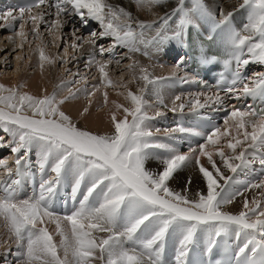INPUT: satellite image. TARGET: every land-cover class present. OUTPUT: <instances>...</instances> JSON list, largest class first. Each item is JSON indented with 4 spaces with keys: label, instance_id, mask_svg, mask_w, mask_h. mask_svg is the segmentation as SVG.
Wrapping results in <instances>:
<instances>
[{
    "label": "snow or ice",
    "instance_id": "snow-or-ice-1",
    "mask_svg": "<svg viewBox=\"0 0 264 264\" xmlns=\"http://www.w3.org/2000/svg\"><path fill=\"white\" fill-rule=\"evenodd\" d=\"M132 3L138 9L150 10L167 4L168 0H132ZM45 4L56 10L55 28L63 26L59 19L62 14H74L83 23L96 21L102 31L90 35L111 37L114 41L107 49L99 46L100 56L106 51L111 54L116 46L129 52H139L141 46L158 49L170 40H179L194 17L209 19L223 34V64L232 73L230 84L221 90L233 94L236 99L241 94L264 97V72L254 73L252 78L240 73L241 66L264 65V0H242L239 7L247 15L241 28L231 23L233 12L220 10V19H217L203 0H175L171 10L155 23L134 19L130 11L113 6L107 0H53L52 3L35 0L32 8L38 9ZM32 8L20 9V19L25 11L31 14ZM174 18L176 29L170 36L169 21ZM9 19H16L11 11L0 14V21ZM30 19L35 24L43 20V14L30 15ZM20 27L22 29L23 24ZM148 31H155V35L146 38ZM19 34L24 35L23 31ZM78 47L73 44L74 49ZM208 59L205 57L206 62ZM40 60L52 63L43 49ZM112 62L101 63L95 56L89 60L90 65L96 63L100 84L104 87L116 86L106 71ZM140 73L143 87L137 92L127 91L125 100L129 106L115 104L116 112H122L123 118L118 119L113 112L112 130L105 134L77 127L61 107L77 98L79 91L89 97L95 95L100 90L95 85L93 92L87 89L73 92L68 85L61 84L52 94L42 97L0 85V129L10 136L9 140L0 136V147H10L15 156V173L6 160L0 159V169L6 174V178L0 180V225L15 238L19 264H164L166 244L172 237L177 242L175 264H202L199 259H188L198 231L207 234V252L211 253L216 238L231 234L237 241L242 237L244 240L242 245H237L233 257L235 264H264V207L255 199L250 207L245 199L244 210L238 214L223 211L225 205L243 193L232 191V185L239 181L234 175L226 176L213 159V155L218 156L223 169L233 174L257 159L264 169V112L233 106L224 119V125L231 121L232 128L225 127L223 131L219 126L207 133L182 126L164 129L166 133L179 132L203 138L198 148H190L189 153L184 154L173 144L154 138V131L158 133L161 129L153 130L149 125L154 117L149 115L152 104L148 95H155L156 103L166 107L160 94L164 78L151 76L146 68H141ZM120 86L127 88V85ZM65 88L69 95L58 99V92ZM102 95L106 106L108 93L105 91ZM180 100L179 95L173 99L170 111L183 112L186 105L176 104ZM209 101L223 103L217 93L214 99L206 97L203 103L197 97L189 106L204 108ZM161 115L163 113L157 109L155 116ZM232 129L236 135L221 144L230 137ZM33 146L39 154L40 182L31 196L19 198L20 181L13 176L21 174L25 156L20 153L27 154ZM225 147L230 155H226ZM192 153H197L195 163L206 187L195 197L171 189L168 183L178 169L193 159ZM200 157L207 158L211 170L201 164ZM151 158L161 160V170L152 172L146 168ZM261 175L264 177V171ZM66 179L71 183L73 207L60 214L53 209V201ZM250 189H264V178L250 182L243 191ZM50 224L55 226L54 234L49 231ZM55 236L60 238L59 243Z\"/></svg>",
    "mask_w": 264,
    "mask_h": 264
},
{
    "label": "bare ground",
    "instance_id": "bare-ground-1",
    "mask_svg": "<svg viewBox=\"0 0 264 264\" xmlns=\"http://www.w3.org/2000/svg\"><path fill=\"white\" fill-rule=\"evenodd\" d=\"M8 1L9 0H0V3L1 4H5ZM107 1L110 2L111 4H113V6H122V7H124L126 10H128V11H130L132 13L134 19H137V20H140V21L148 20L147 17H150L152 20L159 19L166 12H169L171 10L170 6L175 4V0H168L167 4L161 5V6L152 7L148 11V10H145V8L144 9H138L136 7V5L134 3H132V0H107ZM205 1H206L207 5L209 6V8L214 13H219V14H220V10H223L224 13H227V12H229L231 10H235L236 11L237 10V6L240 5V3L242 2V0H224L223 2L221 0H205ZM11 10L12 9H10L8 11H11ZM5 12H7V11H5ZM41 13L43 14V20L42 21H37L35 24H33V22L30 19V15H38V14H41ZM13 15L16 18H17V16H18V18L20 17V13H18V12H16V13L13 12ZM59 19H60L62 25L67 24L66 27L70 28V30H72V32L70 34V35H72V40H71V43H70L71 44L70 45V51H69V48L67 47V44L69 45L68 41L64 40V48H65L64 51H66L67 59L68 60L71 59L72 63L75 62L77 67H80V69H81V66H82V70H84V71H82V72H84V74H82L83 75V79H85V77H86L85 76L86 75V73H85L86 71L91 73L90 78H91V76H94V81L91 82V86H92V84H95V86H97L100 90L96 91L95 95L91 96L92 100L91 99L90 100H91L92 104H97V105L103 106V108H104L103 111H102L103 108H101L100 109L101 111L100 112L98 111L99 113L97 112L96 114L93 113L94 107H92L90 110H88L86 107L84 108V105L82 104V102L80 100H77L81 96H83L84 92H82L81 95H78V93H77V98L69 100L64 105H62L61 106L62 107V111L65 112L66 111L65 109H67V111H69V112H65V114L68 115L71 118V120L77 125V127L81 128L82 130H87V131H90V132L96 133V134L108 133V132H110L112 130L111 129V120L109 118L111 117L113 112H116L115 104L119 103V104H123L124 106H129L128 102L125 100V97L124 96L122 97V95H126L128 90H131L133 92H137L138 88L143 87V81H141L139 79V76L141 75L140 69L143 68L144 64H140L139 66H135L134 64L131 65L130 63L131 62L134 63L136 61V59H133L132 61L131 60H123L120 64H122L124 62V64H123L124 68L121 69V65L119 63L115 62L117 60H113V62L108 65L106 71L108 73L109 78L116 85L115 87H119V88H115L113 90H118V92L119 91H121V92L120 93H117V92L114 93V92H112V90L109 91L107 87L100 88V87H103V85L99 84V81H97V78L100 75L98 70H97V65H96V63H92L91 65L89 64V60L93 56H95L97 54L96 53V48H95V43H93L94 39H92L88 35L83 36L84 37L83 38L82 37L83 34H81V32L79 31V28H76L75 26H73V23L67 22L66 19L64 17H62V16ZM15 20L9 19L7 21H0V24L2 26L1 30H9V32H10L9 24L14 23ZM56 20H57V16H56V11L55 10H53L51 7H42L40 9L36 10V11H32L31 14H29V13L25 14V18H23L22 21H21L23 23V28L22 29H23V31H24V33L26 35V38H29V37L33 36V38H35L36 41L40 43L43 40L42 39L43 37L40 38V35H39V32H38L39 29H44L45 31H47V28L49 27V25L52 26V29L49 30L48 35H50V40L53 42L52 44H54V46L57 47L59 42L58 41H54V38L60 39L59 36L61 35V33L63 31H62V27L61 28L53 27V24H54V22ZM29 21H31V24H33L32 27L37 29V31H34V30L28 31V34H27V29H28L27 28V25H28L27 23ZM52 30H55L53 34H51ZM78 37L82 38V39H77ZM37 42H36V44H37ZM73 44H78L79 47L74 49L73 48ZM23 49L25 50V48H23ZM26 50H28V47L26 48ZM53 50H54V48H53ZM171 50H174L175 53L180 52L179 48L177 46H175V45L171 46ZM49 58H53V63L49 64V68L46 67V65H47L46 61H45V66L43 65V68L41 66H39L40 67L39 71L41 73L37 74L38 76L37 75L35 76V78L37 80L35 86H34V84L32 85L31 82L26 81V82H29L30 84L27 83V85H26L27 87H25V86L22 87V85H24V84H22L21 82L24 79L21 80V78L23 76H25V75L22 76V74H21L22 77H19L18 76L19 74H18L16 76H18L17 78H19L21 80V82L19 83V85L22 84V85H20L21 87H19L18 84L13 83L16 86H13V84H12L11 85L12 87H10V88H16L20 92H26V93H28L30 95H33V96H36V97H40L41 94H42L41 96H44L49 91L48 89L50 87L54 86L57 82H59V84H60L61 81L58 78V76L52 73V70L55 71V69H54L55 65H56L55 61H57L58 58H55L54 54H52V53H51V55L49 54ZM39 59H40V57H39ZM95 60L96 61H100L101 63L104 62V61H107V59L105 60V59L101 58L100 55H97V57L95 56ZM39 62L41 63L42 61H39ZM126 63H129V65H126ZM45 67H46V69H45ZM111 68H114V70L121 69L122 71H125V72L122 73V75L126 74L127 71H128L127 76L124 78V80L126 78L127 79L129 78L130 82L123 83V82L117 81L116 80L117 78H116L115 74L113 72L109 71ZM47 70H48L47 73H48L49 76L47 78H45L46 75L44 76V73L46 74ZM155 73L161 75V74H171L172 72L170 70H157V72H155ZM16 76L14 77V79L16 78ZM35 78H34V80H35ZM50 78H53V79H50ZM48 79H50L51 81L53 80L52 82L54 83V85L52 83H50V80H48ZM18 80L16 79L17 83L19 82ZM13 81H15V80H13ZM42 81L44 82V84L42 83L43 85L41 84ZM46 81H48V82H46ZM26 82H24V83L26 84ZM28 84H29L30 87H28ZM50 85H52V86H50ZM120 85H127V88L121 87ZM31 86H33V87H31ZM47 86H49V88H47ZM4 87H5V85H4ZM5 88H9V87L6 86ZM92 89L94 90L93 86H92ZM105 91L108 93V98H109L108 99V103H107L106 106H105V104L103 102V95H102L103 92H105ZM61 93H62V91L58 92V94H61ZM177 94H178L177 90H175V91L168 90V91L163 92L164 101H166V105H171L173 107L171 96L172 95H177ZM197 97L200 99L201 102L202 101L204 102L205 98L208 97V95L205 94V95L191 96V95H188V94H184L183 96H181V100L177 101L176 104L179 105L180 103L184 102L185 105H188L189 101H194ZM148 100L150 102H152L151 103L152 104V108L149 110V114L150 115H155V111L158 109L156 106H159L156 103V96L150 94V95H148ZM71 109H72V111H71ZM84 109H87V111L85 112ZM170 109H168L169 111L166 112L165 115H164V116H167L169 119H171V118L175 119L181 113V111H179V109L175 113L170 111ZM164 112H165V110H164ZM117 113H118V118H123L122 112H116V115H117ZM29 115H30V113H29ZM75 118L82 119V124L84 126L80 125ZM226 127L232 128V122L229 121V124ZM174 133L176 134V132H174ZM235 135H236V132H235L234 129H232L230 137L231 136H235ZM0 136H5L4 137L5 140H9L10 139V136L8 135V133H6V135L0 134ZM227 139L228 138H225V140H223V142L226 143ZM7 147L8 146L2 147V148L0 147V152H3L0 155V159L6 160L7 164H8V167L13 168V170H15V161L12 160L14 155L11 153V151L10 152H6V151L10 150V149L6 150ZM8 148H10V147H8ZM34 148L36 149V152L38 153L37 148L35 146H34ZM224 151H225L226 155H230L231 154L230 150L227 149L226 147L224 148ZM238 151H239V149H238ZM249 159L251 160V157H249ZM151 160H152V158H151ZM216 162H217V165L219 167H221V169L224 172V174L226 176L227 175L229 176L230 175V174H228L229 171L227 169H223V166H222V164L220 162L219 157H217ZM236 163H239V162L237 161ZM154 164H155V162H154ZM254 164H255V162L251 163L250 165H254ZM206 167H209V169L211 170V166L210 165L207 164ZM0 172H1L0 173L1 174L0 177H1L4 172H3L2 169H0ZM238 173H239V170H237L236 174H238ZM237 179L238 180H242L244 182V178H241L240 176H237ZM234 185L241 192H242V190L245 187V185H242V183H239V182H238V184L234 183ZM242 193L247 194V191H243ZM250 202H251V200H250ZM0 228L2 229V231L5 234V236L3 237L1 235V232H0V253H1L0 254V258H1V261H5L6 262V260H11V262H14L15 264H19L20 258L18 257L17 252L15 253V251H14V252L9 254V252L12 251L14 246L16 245V242H14L15 239L11 238L12 236H10V234L8 233V230L6 228H4L2 225H0ZM1 229H0V231H1ZM53 233H55V232H53ZM173 238H175V237H173ZM6 241H7V243H8V241L9 242L13 241V243H12V245H3L4 242H6Z\"/></svg>",
    "mask_w": 264,
    "mask_h": 264
},
{
    "label": "rangeland",
    "instance_id": "rangeland-1",
    "mask_svg": "<svg viewBox=\"0 0 264 264\" xmlns=\"http://www.w3.org/2000/svg\"><path fill=\"white\" fill-rule=\"evenodd\" d=\"M221 1L223 2L224 0H221ZM145 10L149 11V9H147V8H145ZM147 18H148V20H152L150 17H147ZM21 21H22L21 19L18 20L16 18V20L13 23V28H11V29L9 28L10 32H9V30H1L2 26L0 24V85H2V86L5 85V87L7 86L10 88V87H12L11 85L13 83H16L19 85V83L21 82L22 79H24V80L26 79L25 81L24 80L23 81L24 82L29 81V82H31L32 85L34 84V86H35V84L37 82L35 76L37 74L41 73L39 71L40 70L39 66H41V63H44L43 65L45 66V62H41V63L39 62V61H41L39 59V57H40L39 51H41V49H43L45 56H47L48 58H49V54L51 55V53L54 54L55 58H58L57 61H55V63H56L55 68H54L55 71L52 70V73L57 75L61 81L60 84H59V82H57L58 84L56 83L54 85V83L52 82L53 80L52 81L50 80L53 78L48 79V80H50V83H52L54 86L50 85V86H52L50 88H49V86H47V88H49L48 89L49 91L45 95L52 94L57 89L58 85H61V84L68 85V87H70L73 92H77L78 89H87V91H89V92L94 91L92 89V86H94L95 84H92V86H91V82L94 81V76H91V78H90L91 73L86 71L85 72L86 77H85V79H83L82 74H84V72H82V71H84V70H82V66L80 69V67H77L75 62L72 63L71 59L68 60L66 57V51H64V49H65L64 48V40H67L69 43V45L67 44L69 51H70V45H71L70 43L72 40V35H70L72 30H70V28L66 27L67 24L62 26L63 32L59 36L60 39L54 38V41L59 42L58 46L55 47L54 44H52L53 42L50 40V35H48V32H49V30L52 29V26L49 25V27L47 28V31H45L44 29H39L38 32H39L40 38L43 37L42 38L43 40L39 43L36 41L35 38H33V36L26 38V35H25L23 29H21V27H20L21 24H23ZM27 24H28L27 25V28H28L27 34H28V31H32L35 28L32 27L33 24H31V21H29ZM21 31H23V33H24L23 36H21L19 34ZM54 31L55 30H52L51 34H53ZM36 42H37V44H36ZM27 47H28V50H26ZM23 48H25V50ZM53 48H54V50H53ZM49 59L52 60V63H53V58H49ZM129 63H126V65H129ZM46 64H47L46 67L49 68L50 63L46 62ZM123 64H124V62L122 64H120L121 69L124 68ZM46 67H45V69H46ZM121 69L114 70V68H111L109 71H111L115 74L117 81L123 82V83L130 82L129 78L128 79L126 78L124 80V78L127 76L128 71L126 74L122 75V73L125 71H122ZM47 72H48V70L46 71V74L44 73V76L46 75L45 78H47L49 76ZM155 72H157V70H155ZM21 74H22V76L23 75H25V76L22 77ZM16 75H18L19 77H22L21 80L19 78H17L18 76H16ZM15 76H16V78L14 79ZM34 78H35V80H34ZM12 79L15 81H16V79L17 80L19 79L18 80L19 82L17 83V81L15 82ZM99 79H100V75L98 76L97 81H99ZM23 81L21 83L24 85H22V84H20V85H22V87H24V86L27 87L26 85L29 82H26V84H25ZM46 82H48V81H46ZM42 83L44 84L43 81L41 82V84ZM29 84H28V87H30ZM20 85H19V87H21ZM13 86H16V85L13 84ZM31 87H33V86H31ZM100 88H105V87L103 86ZM107 88L109 91L112 90V92H114V93H116V92L120 93L121 92V91L118 92V90H113V89L119 88V87H113V88L107 87ZM82 92L83 91H79L77 93H78V95H81ZM21 93H26V92H21ZM41 95H40V97H42ZM67 95H69V92H68L67 88H65L61 94H58V99L63 98ZM123 96L125 97V95H122V97ZM176 96L177 95H172L171 100L173 101V99ZM90 99H91V97L87 96L84 93L83 96H81L77 100H80L82 102V104L84 105V108L86 107L88 110H90L92 107H94V111H93L94 114H96L98 111L100 112L101 111L100 109L103 108V106H100L97 104H92V102H91L92 99L91 100ZM150 103H152V102H150ZM202 103H203V101H202ZM169 106H170V108L172 107L171 105H169ZM156 107L159 109V111H161L163 113V115H165V113L169 111L168 110L169 107L167 105H166V107H161L160 105L156 106ZM191 109H193V108H191L188 104V105H186V107L184 108L183 111L184 112H190ZM65 110H66L65 112H69V111H67V109H65ZM103 110H104V108L102 109V111ZM164 110H165V112H164ZM71 111H72V109H71ZM153 116H155V115H153ZM117 118H118V113H117ZM75 119L77 120V122L80 125L84 126L82 124V119H78V118H75ZM109 119L111 120V117ZM118 119H121V118H118ZM0 134L6 135V132H4L3 130H0ZM100 134H105V133H100ZM3 137H5V136H3ZM230 138L231 137H228V139H230ZM224 143L225 142H223V140H222L221 144H224ZM9 149L10 148H8V147L6 148V150H9ZM208 150L212 151L211 147H209ZM10 151L11 150L6 151V152H10ZM37 151H38V149H37ZM163 155H165V154L161 153V156H163ZM196 155H197V153H192L193 159H191L185 165H183L180 169H178L174 173L172 179H170V181L168 182L169 187L171 189H173L177 192L184 193V194L188 195L189 197H195V194L199 190L200 191L206 190L205 182L202 178V174L199 172V168L195 163V156ZM214 156H213V159L216 160L218 156H216V155H214ZM159 160H158V158H152V160L151 159L148 160L146 162V168H148V170H150L152 172H157L158 170H161L163 165L161 163V160L160 161ZM154 162H155V164H154ZM200 162L204 166H207V164H208L206 157H200ZM189 172L190 173L192 172V173L190 174ZM228 174H230L229 176L234 175L235 180L239 181V183H242V185H245V186L248 185L245 183V181L243 182L242 180H238L237 176H236L237 174H233L231 172H229ZM189 178L191 179L190 184H188ZM261 178H264V177L261 176ZM261 178H259V179H261ZM221 183H223V182L221 181ZM186 187H187V192L185 193L184 190ZM237 190H239V189L233 184L232 185V191H237ZM245 199L249 200V206L250 207H253V205L251 203L253 199L259 201L261 203V206L264 207V190L263 189H250L247 191V194L243 193L242 195L236 196L235 199L232 201V203L225 205L222 210L226 211L228 213H231V214H238L240 211L244 210L243 209V203H244ZM250 200H251V202H250ZM49 226H50L49 227L50 231L55 232V229H54L55 226H53V225L51 226V224ZM0 232H1V235L4 237L5 234L2 231V229ZM101 235H103V234H101ZM11 238L15 239L14 237H11ZM55 240L57 243H59V237L55 236ZM12 243H13V241L12 242L8 241V243L6 241V242H4L3 245H12ZM14 251H15V253L19 251L17 248V245L14 246L13 250L10 251L9 254L14 252ZM0 264H15V263L11 262V260H6V262L1 261V258H0Z\"/></svg>",
    "mask_w": 264,
    "mask_h": 264
}]
</instances>
